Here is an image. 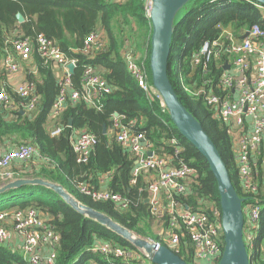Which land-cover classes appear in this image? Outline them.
<instances>
[{
    "label": "trees",
    "instance_id": "1",
    "mask_svg": "<svg viewBox=\"0 0 264 264\" xmlns=\"http://www.w3.org/2000/svg\"><path fill=\"white\" fill-rule=\"evenodd\" d=\"M143 6L144 0H124L119 4L113 0H0V60L6 52H12V40L20 36L28 37L34 46L35 38L43 35L54 41L68 60L75 61V69L70 76L74 89H80L84 68L91 66L100 72L112 90L100 98L97 108L80 101L68 104L56 119H51L50 110L60 87L53 65L40 58L34 47L31 65L23 71L26 80L36 86L40 97L39 108L31 116L0 109V142L10 139L16 145L31 143L45 162L39 169L26 163L19 164L14 168L15 179L41 178L58 183L82 204L109 216L137 236L167 247L166 237L160 235V231H154V228L165 229L167 219L151 217L145 203L146 193L139 192L144 187L141 178L135 186L130 185L134 159L108 134L114 114L121 117L125 124L133 122L132 131L142 135L159 152L172 153L163 142L172 138L178 140L183 147L181 158L194 170L191 193L181 202L193 211L209 212L212 207L219 209V197L216 182L205 160L179 136L159 102H149L145 98L121 58L125 39H133L137 51L147 54L148 67L151 25ZM263 8L254 0H192L175 18L167 65L168 78L178 100L216 147L237 195L243 200L242 208L248 203L260 207L252 247H246L249 264H264L262 156L254 160L258 194L254 201H250L240 188L233 142L226 127L212 119L204 102L186 89H192L194 83L200 85L209 81L207 86L219 94V78L228 69L231 55L225 51L217 59L193 66L195 53L205 41L219 39L224 42V34H230L233 42H239L254 25L264 32ZM17 14L22 15L23 23H17ZM92 32L104 34L107 41L104 50L92 53L84 49V42ZM230 45L229 41L224 43L226 48ZM12 97L18 101L14 94ZM69 119L71 127L68 126ZM55 127H60L62 131L52 137L50 132ZM103 127L106 134H103ZM81 131L90 133L96 140L85 164L77 163L71 146L72 137ZM102 174L109 175L108 191L129 201L126 211L120 212L110 202H95L78 192L76 186L79 182L97 187V177ZM0 198L12 201L0 212L34 208L47 219L59 236L55 264H153L125 240L75 213L43 187L26 185L8 191ZM184 231L182 227L180 246L173 252L191 264L192 246ZM98 242L110 243L133 256L125 260L91 252L92 246ZM0 264L26 263L18 252L0 245Z\"/></svg>",
    "mask_w": 264,
    "mask_h": 264
},
{
    "label": "built area",
    "instance_id": "2",
    "mask_svg": "<svg viewBox=\"0 0 264 264\" xmlns=\"http://www.w3.org/2000/svg\"><path fill=\"white\" fill-rule=\"evenodd\" d=\"M122 1L124 0H113L117 4ZM151 7L152 0H144L143 9L147 19ZM247 33L239 42H233L230 34H224V42L219 39L205 41L193 57L194 66L208 63L219 58L225 51L229 52L231 60L227 65L228 69L224 70L217 85L219 94L207 86L209 81L200 85L194 83L192 89L186 90L200 98L211 113V118L226 127L233 142L232 150L241 191L247 196L246 199L254 201L258 194L254 160L259 155V147L264 140V32L254 25ZM226 41L231 42L227 48L224 46ZM11 46L12 52H6L0 62V109L5 112H22V115L31 116L39 108L40 97L34 83L26 80L10 87L2 77L17 73L21 63L30 66L34 47L40 58L51 63L61 73L58 81L60 92L51 107V119H56L68 104L80 101L97 108L100 98L112 91L100 72L91 66L84 68L80 89H74L67 65L72 63L75 66V61L68 60L57 44L43 35L35 38L34 46L30 38L23 36L12 40ZM105 47L106 39L95 32L84 42V49L92 53L102 51ZM121 58L145 98L149 102L158 101L162 110L166 111L161 96L152 85L149 67L146 65L147 54L137 51L133 39H125ZM12 94L18 98L17 102ZM132 126L133 122L125 124L117 115L113 117L108 132L110 138L134 159L130 185L135 186L139 178L143 179L144 187L139 192L146 193L145 203L148 204L151 217L157 220L167 219L163 235L172 251L180 246V232L184 227L192 246L191 264H217L224 248L220 208L212 207L209 212L193 211L180 201L190 195L191 184L194 182V170L180 156L183 147L175 138L167 139L163 144L169 146L172 153L159 152L142 135L135 134ZM61 131L60 127H55L50 135L58 136ZM95 142V137L85 131L72 137L71 146L77 163L88 162ZM149 152L151 156H148ZM33 160L45 163L31 143L18 144L0 152V185L4 186L15 180V167L21 163L29 164ZM76 188L95 202L112 203L120 212L129 207V201L119 194L96 190L84 182H79ZM259 211L260 207L252 203L242 208L243 240L248 248L253 244ZM148 241L155 245V250L160 248L158 243ZM58 242V234L34 208L0 212V245L17 251L26 264H55ZM13 247H17V250ZM91 252L125 260L133 256L110 243H96Z\"/></svg>",
    "mask_w": 264,
    "mask_h": 264
},
{
    "label": "water",
    "instance_id": "3",
    "mask_svg": "<svg viewBox=\"0 0 264 264\" xmlns=\"http://www.w3.org/2000/svg\"><path fill=\"white\" fill-rule=\"evenodd\" d=\"M191 1L152 0V7L149 13L151 35L148 64L151 82L161 96L169 120L179 136L202 156L216 182L224 242L222 256L217 264H249V258L243 240V200L237 195L231 183L228 169L223 163L216 147L198 121L178 100L167 74L174 21L177 14ZM254 1L264 6V0ZM16 19L19 23L24 21L21 14H17ZM247 35L248 33L244 37ZM74 67L72 63L67 65L70 75L73 74ZM114 116H117V114H114ZM68 126L71 127V119L68 121ZM103 134H106L105 127H103ZM148 156H151V152L148 153ZM26 185L40 186L51 191L72 211L125 240L132 247L141 251L153 264H187L169 246L160 247L158 250H155L153 243L137 236L113 221L109 216L82 204L58 183L49 182L41 178H19L1 186L0 195L8 191L18 190Z\"/></svg>",
    "mask_w": 264,
    "mask_h": 264
},
{
    "label": "crops",
    "instance_id": "4",
    "mask_svg": "<svg viewBox=\"0 0 264 264\" xmlns=\"http://www.w3.org/2000/svg\"><path fill=\"white\" fill-rule=\"evenodd\" d=\"M262 11H264V9L262 10ZM24 19V18H23ZM17 20V19H16ZM24 22V21H23ZM23 22H21V23H23ZM17 23H19L18 22V20H17ZM21 23H19V24H21ZM101 34V33H100ZM104 38H105V36H104V34H101ZM106 43H107V41H106ZM0 62H1V60H0ZM26 67H29V64H23V63H21L20 64V70L17 72V73H15V74H7V75H4V76H2L3 77V79H4V81L10 86V87H15L16 85H18V84H20V83H22V82H24V81H26V77H25V75H24V68H26ZM110 130V129H109ZM109 132V131H108ZM263 143H261L262 144V147H264V140L262 141ZM261 149V148H260ZM263 149V148H262ZM262 153H263V151H262ZM261 155V152L259 153V155L257 156V157H259ZM42 164V163H41ZM40 164V162H37V163H29L28 164V166L29 167H31V168H35V169H39L42 165ZM261 166L263 167V164H261ZM263 171V170H262ZM264 173V172H263ZM264 178V177H263ZM142 180V182L144 183V181H143V179H141ZM97 181H98V185H97V187H93L94 189H96V190H106V191H108V183H109V175L108 174H102V175H100L99 177H97ZM257 181V180H256ZM160 232H158L160 235H163V228L161 229L160 228ZM106 243V242H105ZM100 244H103V242H98L97 243V245H100ZM168 245V244H167Z\"/></svg>",
    "mask_w": 264,
    "mask_h": 264
},
{
    "label": "rangeland",
    "instance_id": "5",
    "mask_svg": "<svg viewBox=\"0 0 264 264\" xmlns=\"http://www.w3.org/2000/svg\"><path fill=\"white\" fill-rule=\"evenodd\" d=\"M54 73H55V76H56V78L58 79V81L60 80V76H61V73H59V71H57L55 68H54ZM54 129V128H53ZM52 129V130H53ZM51 130V131H52ZM51 133V132H50ZM262 145V144H261ZM260 145V146H261ZM14 146H16V144H14V143H12V141L9 139V140H3L2 142H0V152H2V151H5V150H8V149H10V148H12V147H14ZM263 149H260V147H259V153L261 152V156H262V162H261V164H263V167H262V170H263V172H264V147H262ZM262 151H263V153H262ZM37 163L38 161L37 160H33V161H31L30 163ZM257 174H258V172H257ZM0 199H2V198H0ZM12 201H11V199H6V200H0V210L1 209H3L6 205H9L10 203H11ZM154 231H161V230H159L158 228L156 229V228H154ZM166 237V236H165ZM167 241V240H166ZM16 243V242H15ZM13 249H16L17 250V247H13ZM12 251H14V250H12ZM17 252V251H16Z\"/></svg>",
    "mask_w": 264,
    "mask_h": 264
},
{
    "label": "clouds",
    "instance_id": "6",
    "mask_svg": "<svg viewBox=\"0 0 264 264\" xmlns=\"http://www.w3.org/2000/svg\"><path fill=\"white\" fill-rule=\"evenodd\" d=\"M149 72H150V70H149ZM150 77H151V75H150ZM141 252V251H140ZM142 253V252H141ZM143 254V253H142ZM144 255V254H143Z\"/></svg>",
    "mask_w": 264,
    "mask_h": 264
}]
</instances>
